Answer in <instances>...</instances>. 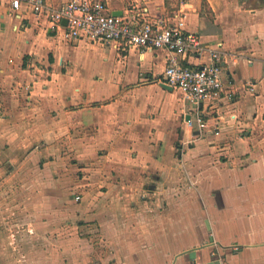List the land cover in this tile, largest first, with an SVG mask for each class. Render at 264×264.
<instances>
[{
    "label": "crops",
    "instance_id": "obj_1",
    "mask_svg": "<svg viewBox=\"0 0 264 264\" xmlns=\"http://www.w3.org/2000/svg\"><path fill=\"white\" fill-rule=\"evenodd\" d=\"M104 2L183 16L220 53L222 91L187 127L191 105L160 86L174 55L69 41L1 2L0 264L78 258L81 233L104 264H264V0Z\"/></svg>",
    "mask_w": 264,
    "mask_h": 264
},
{
    "label": "built area",
    "instance_id": "obj_2",
    "mask_svg": "<svg viewBox=\"0 0 264 264\" xmlns=\"http://www.w3.org/2000/svg\"><path fill=\"white\" fill-rule=\"evenodd\" d=\"M3 1L13 10L25 5L33 15L45 17L49 29L62 31L69 41L114 43L123 49L171 53L174 56L169 59L161 82L183 93L191 105V111L185 113V125H195L198 131L206 128V120L197 109L222 91L220 53L203 43L198 33L185 30L183 16L174 22L147 19L139 22L112 16L105 0H68L58 7L48 6L45 0H0V3ZM189 55L197 59L206 55L207 61L201 67L180 65L178 57Z\"/></svg>",
    "mask_w": 264,
    "mask_h": 264
},
{
    "label": "rangeland",
    "instance_id": "obj_3",
    "mask_svg": "<svg viewBox=\"0 0 264 264\" xmlns=\"http://www.w3.org/2000/svg\"><path fill=\"white\" fill-rule=\"evenodd\" d=\"M77 241L78 243L74 245L73 250L79 253L78 258L66 255L61 259L53 260L50 257L47 264H104V254L109 248L104 246L99 237H90L81 233L80 239ZM69 249L72 247H67L66 250L69 251Z\"/></svg>",
    "mask_w": 264,
    "mask_h": 264
},
{
    "label": "water",
    "instance_id": "obj_4",
    "mask_svg": "<svg viewBox=\"0 0 264 264\" xmlns=\"http://www.w3.org/2000/svg\"><path fill=\"white\" fill-rule=\"evenodd\" d=\"M112 16L116 17V16H121V13H117V12H114L111 14ZM160 86L163 88V89H166V90H172L173 88L172 87H169L167 85H165L164 83H161Z\"/></svg>",
    "mask_w": 264,
    "mask_h": 264
}]
</instances>
